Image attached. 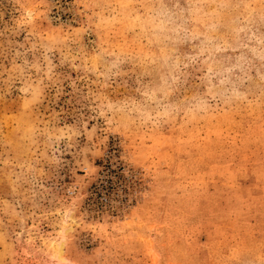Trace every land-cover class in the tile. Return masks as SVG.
<instances>
[{
    "label": "rangeland",
    "instance_id": "rangeland-1",
    "mask_svg": "<svg viewBox=\"0 0 264 264\" xmlns=\"http://www.w3.org/2000/svg\"><path fill=\"white\" fill-rule=\"evenodd\" d=\"M0 264H264V0H0Z\"/></svg>",
    "mask_w": 264,
    "mask_h": 264
},
{
    "label": "bare ground",
    "instance_id": "bare-ground-1",
    "mask_svg": "<svg viewBox=\"0 0 264 264\" xmlns=\"http://www.w3.org/2000/svg\"><path fill=\"white\" fill-rule=\"evenodd\" d=\"M60 251H61V250H60V247L57 246V247H56L55 257L59 258V260H61V262H62L63 258H61V256H60Z\"/></svg>",
    "mask_w": 264,
    "mask_h": 264
},
{
    "label": "clouds",
    "instance_id": "clouds-1",
    "mask_svg": "<svg viewBox=\"0 0 264 264\" xmlns=\"http://www.w3.org/2000/svg\"><path fill=\"white\" fill-rule=\"evenodd\" d=\"M30 18V17H29ZM117 66V61L114 60L113 63H112V67H116Z\"/></svg>",
    "mask_w": 264,
    "mask_h": 264
}]
</instances>
